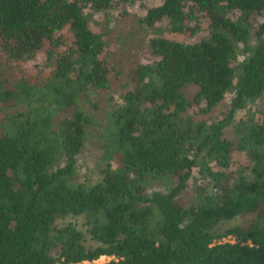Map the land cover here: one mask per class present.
Returning a JSON list of instances; mask_svg holds the SVG:
<instances>
[{
	"label": "trees",
	"instance_id": "16d2710c",
	"mask_svg": "<svg viewBox=\"0 0 264 264\" xmlns=\"http://www.w3.org/2000/svg\"><path fill=\"white\" fill-rule=\"evenodd\" d=\"M112 4L0 0V264H264V0H162L129 67L91 27Z\"/></svg>",
	"mask_w": 264,
	"mask_h": 264
},
{
	"label": "rangeland",
	"instance_id": "374dc122",
	"mask_svg": "<svg viewBox=\"0 0 264 264\" xmlns=\"http://www.w3.org/2000/svg\"><path fill=\"white\" fill-rule=\"evenodd\" d=\"M162 2V0H138L137 2L133 3L127 10L131 15L129 16H122L124 5L119 4L116 0H113L112 7L110 9L111 16L108 17L107 20H101L102 15L97 14L93 16V20H91V27L94 31L100 32L103 34V37L109 41L108 46L106 47L107 52L105 55H109L112 62L117 64H122L123 66H133L134 63H144L148 60L152 59L153 57L148 52V50L144 49L143 43L137 40V28L138 25L136 24V17H143L146 10L152 6L158 5ZM238 15V11H234L231 16L236 17ZM200 27L194 34L182 35V34H171L166 32L164 29V36L176 40H188L189 42H196L202 38L208 36L210 28L208 26L209 20L204 15L199 16ZM262 19V17H256L255 20L252 19L254 26L258 24V22ZM164 23L162 27H164ZM61 33L66 35L69 39V42L72 40V35L70 32L65 29L62 30ZM150 31L148 32V34ZM144 34V32H143ZM131 39L133 40V46L128 47L126 46L123 41L124 39ZM136 43L138 44L136 46ZM48 42H44L43 48L39 51L36 55L34 60L25 61L22 63L23 72L26 75H41L46 74L49 70V67L46 65L45 62V53L44 49L47 48ZM229 97L227 96V101ZM243 111L239 112V116H243ZM96 157V149L95 145L92 141L87 140L86 145L78 156L77 160V169L79 173L80 180L91 178L92 180H97L99 177L98 170L96 166L97 162ZM234 168L236 169L237 164H244L246 163L245 157H238L235 156L234 158ZM237 170V169H236ZM235 170V171H236ZM155 186H158L159 183H155ZM189 191H187V195ZM236 221H230L228 223L223 224L220 226L219 230L231 226ZM230 238H225V240H229ZM224 240V239H223ZM222 240V241H223ZM109 258H99L94 261V264H101L108 261Z\"/></svg>",
	"mask_w": 264,
	"mask_h": 264
},
{
	"label": "built area",
	"instance_id": "2783aa9c",
	"mask_svg": "<svg viewBox=\"0 0 264 264\" xmlns=\"http://www.w3.org/2000/svg\"><path fill=\"white\" fill-rule=\"evenodd\" d=\"M106 256H101L100 258H105Z\"/></svg>",
	"mask_w": 264,
	"mask_h": 264
}]
</instances>
